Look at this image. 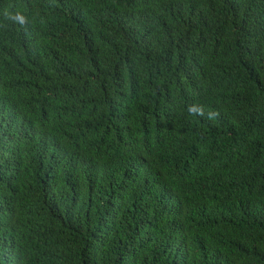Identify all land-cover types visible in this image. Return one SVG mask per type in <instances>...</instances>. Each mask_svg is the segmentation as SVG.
<instances>
[{
	"label": "trees",
	"instance_id": "16d2710c",
	"mask_svg": "<svg viewBox=\"0 0 264 264\" xmlns=\"http://www.w3.org/2000/svg\"><path fill=\"white\" fill-rule=\"evenodd\" d=\"M0 264H264V0H0Z\"/></svg>",
	"mask_w": 264,
	"mask_h": 264
}]
</instances>
